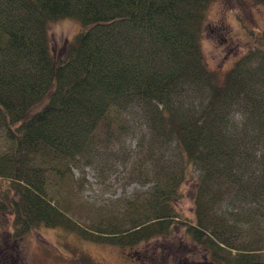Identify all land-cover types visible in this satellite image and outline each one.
<instances>
[{
    "label": "trees",
    "instance_id": "obj_1",
    "mask_svg": "<svg viewBox=\"0 0 264 264\" xmlns=\"http://www.w3.org/2000/svg\"><path fill=\"white\" fill-rule=\"evenodd\" d=\"M215 1L0 0V213L14 220L2 243L15 245L12 256L0 246V264H25L21 242L39 227L136 253L139 264L168 254L179 231L194 244L183 264H264V236L244 232L264 219V34L250 33L251 50L220 79L202 45ZM62 19L81 30L55 51L48 29ZM137 122L148 169L139 179L152 185L80 225L64 208L73 168ZM189 181L194 221L179 207ZM73 254L104 264L79 245Z\"/></svg>",
    "mask_w": 264,
    "mask_h": 264
},
{
    "label": "rangeland",
    "instance_id": "obj_2",
    "mask_svg": "<svg viewBox=\"0 0 264 264\" xmlns=\"http://www.w3.org/2000/svg\"><path fill=\"white\" fill-rule=\"evenodd\" d=\"M206 16L202 43L205 60L220 79H225L238 60L254 45V35L250 33L257 36L264 34V6L253 0H219L212 3ZM80 30L81 26L71 19L52 23L48 29L52 49L63 50ZM140 124L134 123L135 131L131 136L126 135L114 145L100 148L91 164L84 165L81 169L73 168L71 180L66 183L70 200L65 203L64 208L80 225L94 226L105 215L108 216L107 213L120 210L125 200L139 192L145 194L152 185L139 179L142 173L148 171L147 167L138 163L140 157L137 156L142 152L140 147L145 135V129ZM190 182L183 188L179 207L186 218L194 221V188ZM0 184L6 186V191L9 184L6 181H0ZM0 190L2 192L1 188ZM255 208L247 206L243 213L246 214L250 209L255 213ZM228 210L241 214L243 211L232 206ZM13 230L11 213L1 212L0 246L10 256L14 253L15 245L6 247L2 241L3 235L12 234ZM244 232L249 235L246 237L248 240L253 235L264 236V219H259L254 227L245 226ZM183 234V231H179L177 238L170 239L167 242L168 254L158 257L160 259L153 264H183L181 257L194 249V244L184 239ZM76 245L104 264H139L134 259L136 253L132 258L133 253L118 247L79 242L76 236L67 234L63 229L46 227L36 228L26 235L21 242L20 257L25 264H78L73 254V246Z\"/></svg>",
    "mask_w": 264,
    "mask_h": 264
}]
</instances>
